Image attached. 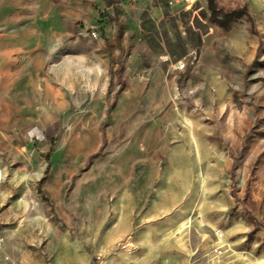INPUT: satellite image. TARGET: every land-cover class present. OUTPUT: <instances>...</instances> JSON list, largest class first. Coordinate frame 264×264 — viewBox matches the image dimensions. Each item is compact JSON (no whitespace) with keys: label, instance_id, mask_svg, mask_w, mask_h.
<instances>
[{"label":"rangeland","instance_id":"obj_1","mask_svg":"<svg viewBox=\"0 0 264 264\" xmlns=\"http://www.w3.org/2000/svg\"><path fill=\"white\" fill-rule=\"evenodd\" d=\"M212 3L0 0V264H264V0Z\"/></svg>","mask_w":264,"mask_h":264},{"label":"trees","instance_id":"obj_2","mask_svg":"<svg viewBox=\"0 0 264 264\" xmlns=\"http://www.w3.org/2000/svg\"><path fill=\"white\" fill-rule=\"evenodd\" d=\"M209 6H210V10L212 12L213 17H216L217 11L213 7L212 0H209ZM241 14H242V11H240V10L224 13L223 14L224 19L223 20H217V21L220 22V25H224L227 21H230L236 17H239Z\"/></svg>","mask_w":264,"mask_h":264},{"label":"crops","instance_id":"obj_3","mask_svg":"<svg viewBox=\"0 0 264 264\" xmlns=\"http://www.w3.org/2000/svg\"><path fill=\"white\" fill-rule=\"evenodd\" d=\"M119 4H120L121 6H124V7L126 6L123 2H121V3H119ZM141 5H142V4H141ZM140 11H141V10H140ZM155 12H156L157 14H160V10H159L158 8L155 9ZM156 16H157V15H156ZM158 17H159V16H158ZM158 17L155 18V19L158 20V19H159Z\"/></svg>","mask_w":264,"mask_h":264},{"label":"built area","instance_id":"obj_4","mask_svg":"<svg viewBox=\"0 0 264 264\" xmlns=\"http://www.w3.org/2000/svg\"><path fill=\"white\" fill-rule=\"evenodd\" d=\"M92 35L95 36V32H92ZM183 66H184V63L182 62L180 64H177L176 68L181 69L183 68Z\"/></svg>","mask_w":264,"mask_h":264}]
</instances>
